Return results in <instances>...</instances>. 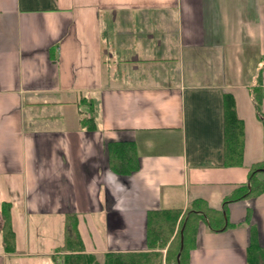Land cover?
I'll return each mask as SVG.
<instances>
[{"label":"crops","instance_id":"0c3cea01","mask_svg":"<svg viewBox=\"0 0 264 264\" xmlns=\"http://www.w3.org/2000/svg\"><path fill=\"white\" fill-rule=\"evenodd\" d=\"M255 89L264 112V0H0V264H63L70 213L104 264L149 250L150 211L222 209L264 158ZM89 101L95 129L82 123ZM229 106L240 164L226 150ZM111 143L134 145L123 171ZM226 208L236 226L200 222L188 264H247L252 227L264 248V193Z\"/></svg>","mask_w":264,"mask_h":264},{"label":"trees","instance_id":"16d2710c","mask_svg":"<svg viewBox=\"0 0 264 264\" xmlns=\"http://www.w3.org/2000/svg\"><path fill=\"white\" fill-rule=\"evenodd\" d=\"M257 92L253 95V102L259 119L264 123L262 97L259 91ZM89 104L93 114L84 118L82 123L83 126L95 129L97 128L95 109L92 102L89 101ZM225 124L228 158L233 164H240L243 151V122L237 117L232 106L227 109ZM109 148L113 157L116 158L115 162L111 160L113 165L118 164L120 166L118 170L123 171V159H127V162L132 161L130 153H135L134 145L111 143ZM133 168L135 164L132 165L131 169ZM262 193H264V158L251 166L247 183L224 201L222 209L212 208L205 200L196 199L184 210L172 208L150 211L147 220L149 250L108 252L105 254L104 264H188L189 253L194 248L200 222H206L212 231L234 227L236 224L230 222L226 205L231 201ZM10 205L9 202H4L1 209V233L5 250L14 252L16 237L11 222ZM64 234V244L59 249L63 251V264H98L96 256L86 252L76 214H67ZM247 264H264V248L259 246L253 227L251 244L247 250Z\"/></svg>","mask_w":264,"mask_h":264},{"label":"water","instance_id":"95a60500","mask_svg":"<svg viewBox=\"0 0 264 264\" xmlns=\"http://www.w3.org/2000/svg\"><path fill=\"white\" fill-rule=\"evenodd\" d=\"M182 243H181V248H182ZM179 257H180V252L178 253V256H177V258H178V260H179Z\"/></svg>","mask_w":264,"mask_h":264},{"label":"rangeland","instance_id":"374dc122","mask_svg":"<svg viewBox=\"0 0 264 264\" xmlns=\"http://www.w3.org/2000/svg\"><path fill=\"white\" fill-rule=\"evenodd\" d=\"M50 259H51V258H50ZM53 264H57V263L53 262Z\"/></svg>","mask_w":264,"mask_h":264}]
</instances>
